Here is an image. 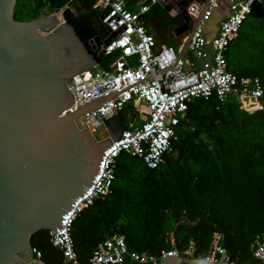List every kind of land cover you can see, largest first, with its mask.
I'll return each instance as SVG.
<instances>
[{
	"label": "trees",
	"instance_id": "1",
	"mask_svg": "<svg viewBox=\"0 0 264 264\" xmlns=\"http://www.w3.org/2000/svg\"><path fill=\"white\" fill-rule=\"evenodd\" d=\"M137 1L129 0L126 9L135 10ZM95 3L17 0L14 15L29 21L40 17L43 8L51 13L66 7L65 20L89 48L90 40L107 36ZM152 20L169 30L181 23L180 17L169 16L158 4L145 16L146 25ZM180 44L181 39L171 42ZM93 54L106 70L118 56L98 59ZM226 60L228 71L258 78L264 88V3L244 21ZM260 102L262 109L246 112L234 99L194 100L175 127L177 139L158 169H148L140 159L121 153L111 194L84 209L73 223L78 259L86 262L114 234L124 237L130 251L157 256L175 248L185 255L190 248L200 259L212 236L219 234L221 246L234 261L253 264L251 244L264 231V94ZM126 111L121 112L123 125ZM31 245L41 252L43 264H61L62 253L51 245L48 231L36 232Z\"/></svg>",
	"mask_w": 264,
	"mask_h": 264
},
{
	"label": "water",
	"instance_id": "2",
	"mask_svg": "<svg viewBox=\"0 0 264 264\" xmlns=\"http://www.w3.org/2000/svg\"><path fill=\"white\" fill-rule=\"evenodd\" d=\"M231 1L220 0L204 22L206 38ZM156 2L182 21L181 60L209 0L195 20L186 10L191 0ZM16 3L0 0V264L31 262V237L59 227L62 214L91 186L104 153L124 139L117 90L93 54L104 58L102 48L122 28L104 23L107 36L87 48L65 20L66 7L19 21ZM158 264L203 263L177 256Z\"/></svg>",
	"mask_w": 264,
	"mask_h": 264
},
{
	"label": "built area",
	"instance_id": "3",
	"mask_svg": "<svg viewBox=\"0 0 264 264\" xmlns=\"http://www.w3.org/2000/svg\"><path fill=\"white\" fill-rule=\"evenodd\" d=\"M129 0H96L94 9L102 13V23L112 31L122 28L107 46H100L104 57L118 54L104 70L117 90L118 113L127 107L133 112L124 125V139L102 156L98 172L89 189L75 200L61 216L59 227L49 232L50 243L62 253L61 264H158L162 258L183 256L203 264H240L234 261L214 234L206 254L196 259L190 251L184 255L173 248L159 255L130 251L123 236L114 234L100 243L86 262L78 259L73 247L71 229L74 221L95 201L111 194L115 179V162L121 153L140 159L151 170L158 169L176 141L175 127L186 117L194 100L215 98L220 103L236 100L246 112L262 109L264 88L258 78L239 77L228 71L226 52L238 38L242 24L254 8L264 0L231 1L215 34L206 38L202 26L220 0H209L200 22L191 36L181 60L179 47L157 48L154 36L147 29L145 16L156 0L126 9ZM202 1L190 3L186 10L195 20ZM132 59V60H131ZM131 60V61H130ZM253 264H264V231L251 244ZM41 252L33 249L29 264H43Z\"/></svg>",
	"mask_w": 264,
	"mask_h": 264
},
{
	"label": "crops",
	"instance_id": "4",
	"mask_svg": "<svg viewBox=\"0 0 264 264\" xmlns=\"http://www.w3.org/2000/svg\"><path fill=\"white\" fill-rule=\"evenodd\" d=\"M194 1H199V0H191V3ZM143 2L144 4H146L147 0H138L135 4V9H136V5ZM169 16L174 17L176 15H174L173 13H168ZM190 16V15H189ZM191 17V16H190ZM152 25H146L147 29L150 31V33L154 36V38H156V45L157 48H161L164 45H171V42L173 39L176 40H180L181 41L183 39H186V34L185 35H180L178 36V32H179V28L182 24V21L180 24H176L174 27V29L169 30L168 28H161V26L159 25L158 22L156 21H151ZM216 31V30H215ZM215 34V32L212 34V36ZM172 46V45H171ZM174 47H179V46H174ZM126 111V110H124ZM133 112V109H131L130 113L125 112V115L127 114V116L129 117Z\"/></svg>",
	"mask_w": 264,
	"mask_h": 264
},
{
	"label": "rangeland",
	"instance_id": "5",
	"mask_svg": "<svg viewBox=\"0 0 264 264\" xmlns=\"http://www.w3.org/2000/svg\"><path fill=\"white\" fill-rule=\"evenodd\" d=\"M71 11H72V13H73L75 16L78 15V11H77L76 7L72 6V7H71ZM40 14H41V16H45V15L50 14V12H49L46 8H43V9L40 10ZM131 109H132V108H129V107L126 108V110H127L126 112L130 113Z\"/></svg>",
	"mask_w": 264,
	"mask_h": 264
},
{
	"label": "flooded vegetation",
	"instance_id": "6",
	"mask_svg": "<svg viewBox=\"0 0 264 264\" xmlns=\"http://www.w3.org/2000/svg\"><path fill=\"white\" fill-rule=\"evenodd\" d=\"M103 29H104V27H103Z\"/></svg>",
	"mask_w": 264,
	"mask_h": 264
}]
</instances>
